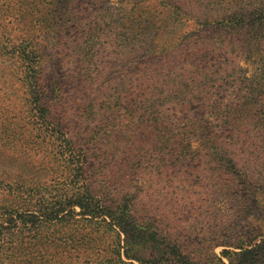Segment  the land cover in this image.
<instances>
[{
    "label": "trees",
    "instance_id": "obj_1",
    "mask_svg": "<svg viewBox=\"0 0 264 264\" xmlns=\"http://www.w3.org/2000/svg\"><path fill=\"white\" fill-rule=\"evenodd\" d=\"M0 27V54L54 150L49 194L25 215H0V258L7 230L76 221L90 249L81 264H264V0H0ZM157 162L194 170L217 197L241 196L235 218L254 212L247 229L203 252L179 231L162 235L164 221L133 216L111 185ZM96 220L104 229L92 236Z\"/></svg>",
    "mask_w": 264,
    "mask_h": 264
},
{
    "label": "rangeland",
    "instance_id": "obj_2",
    "mask_svg": "<svg viewBox=\"0 0 264 264\" xmlns=\"http://www.w3.org/2000/svg\"><path fill=\"white\" fill-rule=\"evenodd\" d=\"M252 61L253 58L240 61V67L245 68L241 76L250 77L254 72L255 64ZM16 72L18 69L12 61L0 54V215L5 207H13L23 215L31 212L36 209L31 197H36L37 192L49 194L44 189H51L53 185L52 177L47 172L50 158L54 155L51 137L47 131L40 133L30 119L27 89L20 85ZM247 115L250 117L251 112ZM257 144L262 146L264 143ZM192 146H195V142H192ZM256 156L255 177L260 179L264 177V152L259 150ZM140 167L119 173L121 175L116 185H111L118 195L117 202L128 205L133 216L146 215L164 221L167 227L163 226L161 234L179 231L181 241L190 249L218 253L222 246L212 245L225 239L224 235L228 232L233 235L236 231L246 230V223L254 216L253 210H250L247 220L235 218L239 214L238 208L243 207L240 203L244 199L241 196L233 199L230 193L217 197L210 184H198L194 170L191 173L183 172V175L170 170L165 172L166 168L159 162L152 165L144 163ZM17 178L20 182L22 179L25 181L19 190H16ZM240 194H245V191ZM74 209L77 211L78 207ZM103 226L104 222L96 220L91 235H99ZM77 227L76 221H62L50 224L42 231L24 228L7 230L10 238L8 251L2 254L0 264H81L78 259H82L84 249L88 247L74 233ZM39 234L43 236L38 237ZM215 237L217 239L213 240ZM99 240L107 242L111 236L106 234Z\"/></svg>",
    "mask_w": 264,
    "mask_h": 264
}]
</instances>
